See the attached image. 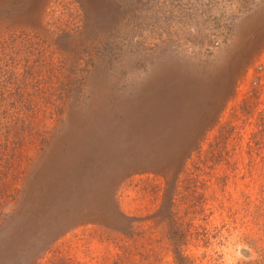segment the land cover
<instances>
[{
    "label": "rangeland",
    "instance_id": "obj_1",
    "mask_svg": "<svg viewBox=\"0 0 264 264\" xmlns=\"http://www.w3.org/2000/svg\"><path fill=\"white\" fill-rule=\"evenodd\" d=\"M0 109V264H264V0H0Z\"/></svg>",
    "mask_w": 264,
    "mask_h": 264
},
{
    "label": "trees",
    "instance_id": "obj_2",
    "mask_svg": "<svg viewBox=\"0 0 264 264\" xmlns=\"http://www.w3.org/2000/svg\"><path fill=\"white\" fill-rule=\"evenodd\" d=\"M12 77H13V76H11V78H12ZM66 96H68V95H66ZM0 111H1V112H0V118H2L4 115L7 114V111L4 110V109H3V110L0 109Z\"/></svg>",
    "mask_w": 264,
    "mask_h": 264
}]
</instances>
